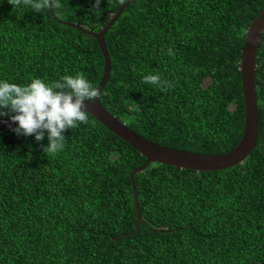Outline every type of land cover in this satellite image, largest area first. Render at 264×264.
Wrapping results in <instances>:
<instances>
[{"label": "trees", "instance_id": "trees-1", "mask_svg": "<svg viewBox=\"0 0 264 264\" xmlns=\"http://www.w3.org/2000/svg\"><path fill=\"white\" fill-rule=\"evenodd\" d=\"M99 31L126 0H50ZM264 0H133L104 34V109L157 145L222 154L243 128L239 59ZM256 147L196 172L149 164L93 117L63 110L0 132V264H264V34ZM97 41L46 0H0V118L51 99H91ZM208 80V84L204 82Z\"/></svg>", "mask_w": 264, "mask_h": 264}, {"label": "water", "instance_id": "water-1", "mask_svg": "<svg viewBox=\"0 0 264 264\" xmlns=\"http://www.w3.org/2000/svg\"><path fill=\"white\" fill-rule=\"evenodd\" d=\"M132 1L133 0H126L118 8L108 23L99 31L95 32L89 29H82L77 24L57 19L52 13L51 1L46 0L49 11L57 22L80 29L95 38L104 61L102 76L91 99L79 96H61L51 99L36 107H30L26 112L20 113L17 116L0 118V132L27 126L28 124L48 117L53 113L69 109L79 110L93 117L94 120L145 158V162L141 166L133 169L129 173L136 214L135 230H137L141 218L138 207V192L133 180L136 173L142 172L149 164L154 163L174 166L179 169L193 170L196 172L220 171L242 163L249 153L256 147L259 112L257 109L255 93V60L260 39L264 34V7L257 13L256 17L252 20L245 31L243 45L240 52L239 74L244 109L241 137L235 147L231 150L222 154L207 155L171 149L152 143L130 130L123 122L104 109L100 103L99 95L107 82L110 72V58L106 48L104 34Z\"/></svg>", "mask_w": 264, "mask_h": 264}, {"label": "rangeland", "instance_id": "rangeland-1", "mask_svg": "<svg viewBox=\"0 0 264 264\" xmlns=\"http://www.w3.org/2000/svg\"><path fill=\"white\" fill-rule=\"evenodd\" d=\"M208 82H209V81H208V80H206V81L204 82V85L208 84Z\"/></svg>", "mask_w": 264, "mask_h": 264}]
</instances>
